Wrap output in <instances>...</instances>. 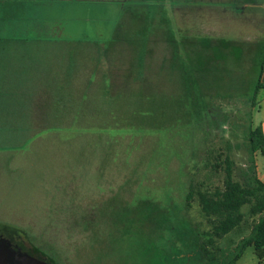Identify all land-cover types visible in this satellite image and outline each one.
Wrapping results in <instances>:
<instances>
[{
    "label": "rangeland",
    "instance_id": "1",
    "mask_svg": "<svg viewBox=\"0 0 264 264\" xmlns=\"http://www.w3.org/2000/svg\"><path fill=\"white\" fill-rule=\"evenodd\" d=\"M152 1L124 12L114 3L71 4L67 21L47 6L43 31L0 28L71 36L57 44L0 42L46 50L29 58L40 69L18 92L14 75L0 70V233L52 264H218L250 233L244 206V223L205 248L212 262L187 261L169 228L149 234L148 223L155 206L167 210L169 223V207L179 204L204 241L210 223L196 194L187 201L190 188L221 187L225 156L241 181L248 126L262 117L264 69L254 107L250 99L264 48V0L235 2L243 16L215 25L195 12L182 25L174 16L179 0ZM61 19L71 23L63 32ZM240 258L237 264L258 262L252 246Z\"/></svg>",
    "mask_w": 264,
    "mask_h": 264
},
{
    "label": "trees",
    "instance_id": "2",
    "mask_svg": "<svg viewBox=\"0 0 264 264\" xmlns=\"http://www.w3.org/2000/svg\"><path fill=\"white\" fill-rule=\"evenodd\" d=\"M222 45V44H221ZM226 46V44H223ZM216 47V45H213ZM260 64L258 77L252 86V95L250 99L251 107L255 105L257 91L263 87L260 85L259 78L264 69V48H260ZM249 144V159L247 168L242 174L241 181L234 180L233 162L227 156L221 160V168L224 172V179L221 187H215L213 190L199 191L190 188L186 195L187 201L193 198L194 194L198 197V203L203 215L210 223V230L207 232V238L201 240L200 236L191 228L189 222L182 213L179 204H172L170 208V221L167 220V210L153 208L157 210L154 217H149V234H159L163 229L169 228L174 241L182 243L185 246V254L179 255L187 261L195 257H207L209 262L212 258L208 255L207 246H213L215 239H222L224 235L238 229L244 223L245 215L242 212L244 206H248V215L251 219V229L249 235L243 238L238 246L228 252L223 260L218 264H237L243 251L252 246L259 262L264 259V181H261L256 175L255 155L264 154V135L260 126L252 128L248 126L247 134ZM217 165L220 166L218 163ZM149 208L151 206H148ZM145 209V207H144ZM142 211V210H141ZM159 211V213H158ZM190 256H187L189 255ZM190 257V258H189Z\"/></svg>",
    "mask_w": 264,
    "mask_h": 264
},
{
    "label": "crops",
    "instance_id": "3",
    "mask_svg": "<svg viewBox=\"0 0 264 264\" xmlns=\"http://www.w3.org/2000/svg\"><path fill=\"white\" fill-rule=\"evenodd\" d=\"M210 1L215 2V5L211 6V8L204 7L205 6L204 4L190 5L189 3H194V0H179V4L176 7H174L175 8L174 16H176V19H178V21L182 25L185 24L183 21L188 22L189 20L187 21V18H191V15H194L195 13L198 14L197 16L211 18L212 20H214V22L211 23L213 25L221 23V20L225 18H229V19L231 17L241 18L243 16L241 13L235 12V10H233L234 9L233 5L235 4V2L240 3V1H246V0H210ZM150 2H154V1L152 0H0V28L2 26H10L12 28L17 26L20 27V26L32 25L43 31L44 29H42V26L44 25L46 20L40 16L42 15L41 10L48 9L46 8L47 6H50V9L56 12V14L54 15L55 17L57 16L61 18L66 17V21H67L68 19L71 20L70 17L71 4L77 5L76 7L81 6L79 10H82L85 8L91 9V7H95V5L97 4H99L98 7L101 8L103 3H105V5H110L109 3H114L118 7L120 12L121 10L122 12H124V10L130 4L137 6L139 3L140 4L146 3V5L151 6L148 4ZM29 10L32 11L30 12L32 13L31 15H29L28 12ZM204 12L206 16H204ZM66 21H64V19H61V21H55V23L57 24H63L64 27L62 28V32L63 29L66 27L65 26L66 24H69L67 25L69 27L71 25V23H65ZM19 33L20 34L18 35L12 36L9 33L3 32V34H0V42H19V41L27 42L28 40L29 41L40 40L42 42L55 41L57 44V42H65L71 40V36L69 35V32H66L64 34L59 33L54 36L55 38H51V39L48 38L47 36L50 33L48 31L46 32L47 35L45 38H41L38 34L29 35L27 30L25 29H21ZM10 47L11 46L0 47V70L1 69L7 70L10 73V75L8 74L9 77L14 75L13 79H15L17 82H15L16 84H11V85H13L14 86L13 88H15L16 92H18L19 90L22 89L21 86L28 80V74H33L35 75L36 78L37 77L36 75L38 74V70L40 69V65L35 63L36 60L34 59L29 60V58L41 56L45 53L46 50L35 49L29 51L28 49H24L22 45L19 46L18 44L15 48H10ZM67 65L58 64V66H63V68L66 67ZM69 66L70 65H68V67ZM53 74L56 76V79L57 76L61 77L60 71L56 69H53ZM7 81H8L7 84L9 86L10 85L9 80ZM260 104H261L260 107L262 108V109L260 108L262 112V117L259 123L255 125V127L260 126L264 135V95L260 100ZM260 155L261 156L259 158L255 157L254 163L257 165V169H259L258 178L261 181H264V154H260ZM257 264H264V259L261 262H259L258 260Z\"/></svg>",
    "mask_w": 264,
    "mask_h": 264
},
{
    "label": "water",
    "instance_id": "4",
    "mask_svg": "<svg viewBox=\"0 0 264 264\" xmlns=\"http://www.w3.org/2000/svg\"><path fill=\"white\" fill-rule=\"evenodd\" d=\"M0 264H49L20 250L12 249L5 239H0Z\"/></svg>",
    "mask_w": 264,
    "mask_h": 264
},
{
    "label": "flooded vegetation",
    "instance_id": "5",
    "mask_svg": "<svg viewBox=\"0 0 264 264\" xmlns=\"http://www.w3.org/2000/svg\"><path fill=\"white\" fill-rule=\"evenodd\" d=\"M0 239H5V241H7V243L9 244V246L14 249V250H20L23 253H26L32 257H35L37 259L40 260H44L46 262H48L49 264H52L51 262H49L47 259H45L44 257H41L39 254H36L33 250H29L24 244V241L19 238V237H15V236H5L4 234L0 233Z\"/></svg>",
    "mask_w": 264,
    "mask_h": 264
}]
</instances>
